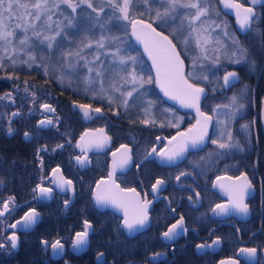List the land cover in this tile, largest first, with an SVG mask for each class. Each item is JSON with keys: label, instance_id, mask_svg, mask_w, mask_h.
<instances>
[{"label": "flooded vegetation", "instance_id": "af4514ba", "mask_svg": "<svg viewBox=\"0 0 264 264\" xmlns=\"http://www.w3.org/2000/svg\"><path fill=\"white\" fill-rule=\"evenodd\" d=\"M240 3L251 6L250 0ZM220 8L222 9L221 4ZM255 10L256 25H261L264 23V14L262 15L264 0L260 6L255 7ZM222 12L232 32L234 31L239 37L254 29L255 24L251 31L240 30L236 17L223 9ZM177 25L178 21L168 30L163 31L165 34L172 33L177 30ZM129 38L131 39L130 36ZM131 42L129 47L128 44L126 45L130 53L139 54L132 39ZM182 49L181 44L178 50H181L182 58L188 57L185 58V65L186 69H190L189 58L193 52L185 53ZM140 51L143 53L141 49ZM196 54H199V50H196ZM260 55L259 49L257 56ZM259 60L261 67L255 76L252 73L246 74V70L244 73L239 70V67L245 66L246 63H242L236 69L230 65L225 73L228 71L238 73L234 86L230 88H220L223 84L222 78L216 85L207 86L203 81L197 82L208 92L203 101L206 110L202 109L205 113L213 115V122L209 128L211 138L219 135L217 116L211 112V109L217 104L228 103L229 98L234 94L241 97L240 102L246 106L229 122L235 140L242 146L241 149H232L225 155H217L222 150L208 140L204 149L188 151L185 159L175 166H162L156 160H144V154L152 147H157L158 151L164 149L165 139H170L177 132L186 131L195 125L197 116L192 111L181 110L169 103L155 83L149 85L152 93L147 98L155 101L156 107H170L174 116L164 119L155 114V124L140 128L137 126H142L137 119L138 112L134 111L131 114V118L136 120L133 124L123 109L119 110V115H114L106 103L92 101L81 93L75 95V92L73 99L77 103H92L93 107L103 109L102 113L93 114L91 119L83 118L82 114L73 110L71 91L67 83H64V87L59 91L53 89L57 86L56 76L47 78L46 91L38 89L37 82L40 77H33L34 86L29 90V94L23 90L21 74H17L18 81L0 77V94L12 91L15 98V103L0 101V113L10 114L16 110L20 111V115L13 119L11 125L6 116L0 119V202L15 197L14 210L0 217V242L5 241L13 232L19 238L16 249H12L10 245L0 249V264L14 262L18 256L26 252L37 256L43 264H122L120 255L123 253H127V257L123 259L124 264H219L221 260L229 259H236L239 264H245L244 258L239 254V249L243 247H257L258 262L264 264V251H261L264 249V91L262 88L264 55H261ZM143 65L148 67L145 62ZM15 84L20 85L19 92L14 91ZM246 86L250 89L247 94L244 93ZM208 87L216 90L210 93ZM33 90L37 97L34 104L30 95ZM209 94L212 96L209 97ZM43 103L51 104L56 108V112L54 114L43 112L40 108ZM60 105L70 109L71 113L62 114ZM57 116L60 117L59 122H56ZM46 118H52L54 125L38 127V122ZM177 118H182L179 120V127L169 126L168 121L175 123ZM219 118L224 117L221 115ZM253 121L255 123H252ZM161 123L164 124L163 127ZM244 124H249L250 127L244 129L241 127ZM9 126L13 129L11 134L8 132ZM97 129L105 131L104 136L110 139V146H107L108 139L103 147L89 149L86 153L87 165L80 166L75 157L83 154L76 144L84 133L90 131L96 134ZM25 132L29 133L28 138L24 136ZM157 137L160 139L157 140ZM122 144L132 149L133 162L128 170L123 169L126 171L116 170L117 183L122 188H135L142 199L147 193V199L155 201L149 212L151 225L133 237L128 236L123 228L121 217L111 210L97 209L93 202L96 184L108 178L113 162L112 154L117 153V149ZM57 145L63 147L57 148ZM141 161L143 163L137 168L136 164ZM56 167L60 168L66 179L73 181L75 193L61 192L53 185L51 172ZM181 171L189 172L191 175L181 177V180L177 181L175 177ZM242 172L247 173L254 184V191L246 201L250 205V214L247 217L238 214L227 217L213 216L210 209L215 204L226 203L228 200L223 191L225 197L214 189L217 177H236ZM41 177L47 178L41 181ZM156 178H164L168 183L165 190L153 194L151 185ZM41 182L45 187H53L52 198L40 199L38 192L33 193V188ZM196 192L200 193L199 197L196 196ZM189 196L192 197L191 201L188 199ZM65 200L70 201L67 206L64 205ZM172 208L176 209L175 213L171 211ZM29 209H35L40 214L35 224L18 231L8 227L21 220ZM181 214L185 218L188 231L186 233L181 231L174 241L168 242L170 240L163 239L162 233L175 223ZM84 220H88L93 228L89 232L87 248L81 246L77 249L73 247V239L76 232L83 230ZM155 223L160 224L161 227L156 228ZM217 237L220 238V243L213 245L212 242ZM57 239L64 245V249L59 255H54L50 245ZM138 239L145 243L154 239L158 242V248L156 249V246L145 257V251L137 247ZM45 240L48 241V246L42 243ZM197 244L211 245V247L197 249ZM100 253H103V256L98 259ZM154 253H161L157 256L160 258L158 261L152 260Z\"/></svg>", "mask_w": 264, "mask_h": 264}, {"label": "snow or ice", "instance_id": "6c2138e0", "mask_svg": "<svg viewBox=\"0 0 264 264\" xmlns=\"http://www.w3.org/2000/svg\"><path fill=\"white\" fill-rule=\"evenodd\" d=\"M257 2L258 0H250L251 5ZM219 3L225 9L234 11L240 30L251 31L253 29L257 22V13L253 6H245L239 0H219ZM82 5H86L87 9L95 14V16L91 14L88 16L87 31L92 33L96 27H99L101 34L98 38L94 35L91 38L85 36L84 40L78 42L77 47L73 49L70 37L73 30L79 31L74 14H77V10L81 9ZM67 9L71 12L65 15ZM106 9H109L110 13L106 12ZM145 16L148 19H145ZM218 19L212 0H100L99 3L95 0H0V77L18 81L19 76L16 72L18 66L26 65L32 68L36 65L43 68L45 76L55 75L62 85L65 81L68 87H73L75 84L74 91L77 93H81L92 101L106 103L114 115H119V110L123 109L133 124L136 120L131 118V114L134 111L138 112L137 119L144 125L156 123L154 116L156 102L147 98L148 89L146 88V85L155 83L165 97L177 101L183 107L195 109L197 119L195 125L172 136L165 149L158 151L156 147H152L150 151H146L144 160L155 155L163 162L174 164L184 157L189 149H199L206 140H210L222 150L217 155H225L227 151L242 147L235 140L229 122L246 105L240 102L241 97L236 94L229 98L228 103L215 105L211 112L217 116L216 124L219 126V135L216 138L209 136V126L213 122V115L201 111V98L205 97V88L197 83L201 80H209L207 73L212 69L204 62L211 60L212 64L222 66L221 57H223L230 64L246 63L253 72L261 66L254 57L250 56L246 45L232 35L226 25L222 22L218 23ZM116 21H124L130 26L131 37L143 46V52L151 61V69L154 70L155 75L145 72L141 56L130 53L124 36L112 34L110 31L106 34L103 31L106 26L114 25ZM177 21H180V25L172 33L165 34L163 30H157L158 27L173 25ZM216 29H221L223 35L230 38V43L215 39L214 33L216 36L219 35ZM127 35L128 33L125 32V36ZM261 36L264 37V32H261ZM66 43L69 45L67 48L64 47ZM181 44L185 53L193 52L189 58L190 69H186L185 65V58L188 57L182 58L181 50H178ZM211 45H214L211 47L214 55L209 57L207 53ZM93 48L96 54L93 59L88 60L84 55V50ZM37 49L43 55L38 57ZM196 50H199V54H196ZM212 74L215 75L214 72ZM237 78L236 71L226 72L222 77L223 84L220 88L234 86L233 81ZM219 79L217 77V82ZM23 85L24 92L29 94L28 81H24ZM19 90L20 85L15 84L14 91L19 92ZM215 90L213 88V91ZM248 92L250 89L246 86L244 93ZM30 95L34 104L37 99L36 92L33 90ZM5 100L15 103L12 91L0 94V101ZM73 107L78 108L85 119H91L93 114H100L103 111L102 107H93L92 103L73 101ZM40 108L45 113L54 114L56 112V108L49 103L41 104ZM19 115V110L10 114L0 113V119L6 116L11 125L13 119ZM221 115L223 119L219 118ZM180 119L182 118H177L175 123L168 121L169 126L178 128ZM59 120L60 117L57 116L56 122ZM53 125L52 118L38 122L40 128ZM163 126L164 124L161 123V127ZM241 127L248 129L250 125L244 124ZM12 131V127L9 126V134ZM103 131V129H97L96 132L99 135L91 134L89 139H86L90 136L89 133L80 137V142L76 144V147L83 155L75 157L77 164L86 166L87 151L93 147L104 146L109 138L103 135ZM24 136L28 138L29 133L25 132ZM159 139L160 137H157V140ZM62 147L63 145H57V148ZM117 152L121 155L116 158L117 153L113 152L112 170L108 173L107 180L97 182L93 198L97 206L110 205L122 210V226L132 233L149 223V208L153 201L147 199V193H145V198L141 199L140 193L135 188H121L119 184H116L113 179L116 170H123L133 162L132 149L128 145H120ZM142 163L143 161L136 164V167L139 168ZM51 175L53 185L61 192L75 193L73 181L64 178L59 167L53 168ZM189 175L191 173L181 171L175 179L180 181L181 177ZM46 178L41 177V181ZM222 179L217 177L218 182ZM227 181V183L221 182L214 185L227 195V202L215 204L210 211L218 217H227L232 214L247 217L251 209L246 201L254 191L253 181L244 172L236 177H227ZM167 183L168 181L164 178H156L151 185L152 193L162 192ZM32 191L33 193L38 192L40 199H50L53 195V187H45L42 182L37 183ZM196 196L199 197L200 193L196 192ZM188 199L191 201L192 197L189 196ZM0 203H2L0 217H4L6 213L10 214L14 210L15 197H9ZM69 203V200L64 201L65 206ZM171 211L175 213L176 209L172 208ZM39 215L35 209H29L22 220H17L8 227L28 228L37 222ZM83 225V230L76 232L73 239V247L77 249L87 243L89 232L93 228L88 220H84ZM181 231L185 233L188 231L182 214L162 233V236L166 240H174ZM18 240L17 234L13 232L7 236L5 241L0 242V249L5 248L6 245L16 249ZM42 243L48 246V241L45 240ZM219 243V237L212 242L213 245ZM50 247L54 255H59L64 249L59 239L52 242ZM206 247H211V245H196L197 249ZM239 254L244 258L245 264H259L257 247L240 248ZM159 255L161 253H154V258ZM102 256L103 253H100L98 259ZM219 264H239V261L236 259L221 260Z\"/></svg>", "mask_w": 264, "mask_h": 264}, {"label": "trees", "instance_id": "16d2710c", "mask_svg": "<svg viewBox=\"0 0 264 264\" xmlns=\"http://www.w3.org/2000/svg\"><path fill=\"white\" fill-rule=\"evenodd\" d=\"M239 1L240 2H244L246 0H239ZM95 2L99 3L100 0H95ZM212 2H213V4L215 5V7L217 9H218V7L220 8L219 0H212ZM78 10H79V12L86 11V13H89V14L91 13V10L87 9L85 7H81V9H78ZM107 12L110 13V10H107ZM89 14H88V16H89ZM263 14L264 13L262 12V15ZM145 19H148V17L145 16ZM81 22H82V24H84V25H81L82 28L87 29L88 26H89L88 18H83ZM92 23H94V21ZM121 24H122V22L116 21L114 23V25H110V27H111L112 30H117L119 27H121ZM153 26H156V24L154 23ZM172 26L173 25H163L161 27H158L157 29H159V30H168ZM126 32L128 33L127 30H126ZM261 32H264V23L261 24V25H259V24L256 25L255 24L254 29L250 33H248V34L244 35L243 37H241L242 38L241 42H243L246 45V47L249 49L250 56L254 57L258 63L261 61V60H259L261 55L262 56L264 55V37L261 36ZM118 35H120V34H118ZM124 39H125V44L127 43L129 45L130 43H132L131 39L129 38V34L127 36L124 35ZM134 46H135L136 51L141 56L142 62L143 63L145 62V64L148 66L147 68L149 69V72L153 75L151 66L148 63V61L145 58V56L143 55V53H141L140 48L138 46H136V45H134ZM259 49L261 51L260 57L257 56V52H258ZM45 63H47V61H45ZM236 68H238V67H235V69ZM239 70H241L242 73H244L245 70H246L247 71V72H245L246 74L252 73V75H254V76L257 75L258 72H259V68L255 72L251 71L247 64L245 66L239 67ZM16 72H17V74H21L22 75L23 82L24 81H28V85L30 86L29 90L33 89V86H34L33 77H36V76L40 77L38 82H37L38 89L44 90V91L47 90V84H48L47 78L54 77V75L45 76L43 68H41V67H35L34 69H29V68H26L25 66L17 67ZM263 76H264V72H263ZM55 81H56V85H57V86H55L53 88L55 91H59L60 88L62 89V87H64L63 86L64 84L62 85L61 82L58 81V79H56ZM208 88H209L208 90H209L210 93L213 92V88H211V87H208ZM262 88H263V91H264V78H262ZM23 89H24V87H23ZM70 91H71L70 97H71V103H72L74 101L73 95H74V93L76 91H74V89H72L71 87H70ZM76 94H77V92L75 93V95ZM210 96H212V94H209V97ZM202 108L204 110H206V104L205 103H203ZM60 110L62 111L61 112L62 114L71 113L70 109H68V108L65 109V107L63 105H60ZM137 126L140 127V128H143L144 126H148V125L142 124V126L141 125H137ZM155 227L156 228H160L161 226H160V224H156L155 223ZM136 244H137L138 248H140V249L145 251V254H144L145 257H147L148 254H150L154 250V248L156 246H157L156 249L158 248V242L156 240H154V239H150L149 242H146V243L144 241H141V240L138 239V240H136ZM126 250L127 249H125V251ZM129 255H130V253H129ZM124 257L125 258L127 257V253H123V254L120 255V263H122V264H124V260H123ZM139 257H137V259H139ZM7 264H43V263L40 261V259L37 256L32 255L29 252H26V253H22L20 256H18L14 260V262L8 261Z\"/></svg>", "mask_w": 264, "mask_h": 264}, {"label": "rangeland", "instance_id": "374dc122", "mask_svg": "<svg viewBox=\"0 0 264 264\" xmlns=\"http://www.w3.org/2000/svg\"><path fill=\"white\" fill-rule=\"evenodd\" d=\"M62 7H65V6H62ZM81 7L87 8L86 5H82ZM215 9H216L217 16L219 18L217 20V22L218 23L219 22H222L224 25H226L228 31L232 35H234L236 38H238L241 41L242 38L239 37L234 31H233L234 33L232 32L231 26L229 25V23H228L225 15L223 14L221 8L218 7V9H217L215 7ZM107 10H109V9H106L105 11L107 12ZM70 12H71V10L70 9H67L66 12H65V15H68ZM88 14L89 13H86V11L79 12V10H77V14H74V15H76V20H77V23H78L79 31L73 30V34L70 37V39L72 41L71 47L73 49H75L77 47L78 42H80L81 40H84L85 36H88L89 38H91L94 35L96 38H98L100 36V34H101V29L99 27H96L94 29V32H92V33H89L87 31V29L82 28L81 25H84V24H82L81 21H82L83 18H88ZM90 14L92 16H95L94 13H90ZM102 16H103V14H102ZM60 18L63 19V17H60ZM54 19H56V17H54ZM214 19H215V17H214ZM120 22H122L121 27H119L117 30H112L111 27H110V25H108V26H106V28L103 31L106 34L109 33V31H110L112 34H116V35L120 34V36H124L126 30L129 31V27L130 26H128L127 23L124 22V21H120ZM179 25H180V21H178V25L177 26H179ZM185 27H186V22H185ZM216 33H219V35L216 36V34L214 33V38L215 39H219L223 43H230V38L227 37V36H224L221 29H216ZM18 36H19V33H18ZM85 42H87V41H85ZM68 46L69 45L67 43L64 45L65 48H67ZM128 47H129V45H128ZM211 47H214V45H211L210 46V49H209V51L207 53L209 57H212L214 55V52L211 50ZM36 54H37L38 57L41 56V55H43V53H41L39 51V49H37ZM95 54H96L95 48H93V49H85L84 50V55L87 56V59L88 60L93 59V57H94ZM21 56L23 58V54H21ZM101 58L103 59V56ZM38 63H39V60H38ZM204 63H206L212 69L211 72H208L207 73L209 75V80L208 81L201 80V81L205 82L207 84V86H209V84L216 85L218 83L217 82V77L220 78L219 79V83H220L223 74L225 73L226 70L229 69V67H231V66L237 67V66L240 65V64H230L223 57H221V65L222 66H218V65L212 64L211 60L205 61ZM23 66H25L26 68H28L26 65H21V66H18V67H23ZM35 67H37V66L36 65H33V67L32 68H29V69H34ZM50 67H51V65H50ZM143 67H144L145 72H149V69L147 67H145L144 65H143ZM217 68H218V71H217ZM213 72L215 73V75L212 74ZM64 83H67V81H65ZM71 88L74 89L75 88V84ZM146 88L148 89V95H150L152 93V91H150L149 85H146ZM169 108L170 107H167V106H162L161 108L155 107V109H154V115L156 114L157 116L164 117V119L174 116V112L171 111ZM165 110H170V111H165ZM170 120H172V118H170Z\"/></svg>", "mask_w": 264, "mask_h": 264}, {"label": "water", "instance_id": "95a60500", "mask_svg": "<svg viewBox=\"0 0 264 264\" xmlns=\"http://www.w3.org/2000/svg\"><path fill=\"white\" fill-rule=\"evenodd\" d=\"M262 1L263 0H258V2L255 4V5H251V6H253L254 8L255 7H258V6H260V4L262 3ZM221 6H222V8L225 10V11H227L228 13H230V14H232V15H234L235 16V14H234V11L233 10H230V9H225L224 8V6L221 4ZM155 27V26H154ZM158 30V29H157ZM159 31V30H158ZM130 33H131V29H130V27H129V35H130ZM130 37H131V35H130ZM131 39H132V41L135 43V45L136 46H138L142 51H143V46L141 45V44H139L137 41H135V38L134 37H131ZM144 53V52H143ZM144 56H145V58L147 59V61L149 62V64L151 65V61L148 59V57H147V55L144 53ZM153 72H154V70H153ZM154 75H155V73H154ZM237 80V79H236ZM236 80H234L233 81V84L236 82ZM157 89L159 90V92L163 95V92L160 90V88L157 86ZM207 95H208V92L205 90V97H202L201 98V104H200V107H201V111H203V109H202V104H203V101H204V99L207 97ZM163 97L169 102V103H171V104H173V105H175V106H177L179 109H181V110H186V111H192V112H194L195 113V115L197 116V113H196V111H195V109H193V108H186V107H183V106H181L177 101H173V100H171V99H169L168 97H165L164 95H163ZM73 110L75 111V110H77L80 114H82L81 112H80V110L78 109V108H75V107H73ZM204 112V111H203ZM209 128H210V126H209ZM104 132L105 131H103V135H104ZM86 133H89L90 134V136L89 137H86V139H89L90 137H91V134H94L93 132H90V131H87ZM85 134V133H84ZM83 134V135H84ZM96 134H98L99 135V133H97L96 132ZM171 139V138H170ZM170 139H165V141H166V147L168 146V141L170 140ZM78 142H80V139H79V141ZM207 144H208V140H206V142L203 144V145H201L200 147H199V149H197V150H192V149H189V151H198V150H202V149H204L206 146H207ZM107 146H110V139H109V142H108V145ZM165 147V148H166ZM157 148V147H156ZM164 148V149H165ZM188 153V152H187ZM187 153H185V155H184V157H182L180 160H178V161H176L174 164H168L167 162H163V161H161L157 156H155V155H153L152 157H150V158H148L147 160H156V162L158 163V164H160V165H162V166H175V165H177L178 163H180L181 161H183L184 159H185V157L187 156ZM121 155V153L120 152H117V156H116V158H119V156ZM112 157H113V155H112ZM113 159H114V157H113ZM131 165H132V163H130L129 164V166L127 167V168H125L126 170H128L130 167H131ZM111 170H112V164H111ZM126 170H119L118 169V172H121V171H126ZM62 173V172H61ZM116 173H117V171L115 172V175H116ZM115 175H114V177H113V179L115 180V182H116V184H119V183H117V181H116V179H115ZM64 177V176H63ZM65 178V177H64ZM221 178H223L220 182H218L217 180H216V182H215V184H218V183H223L224 181L226 182L227 181V177H221ZM108 179V178H107ZM107 179H104V180H107ZM102 181V180H101ZM120 185V184H119ZM121 187V186H120ZM96 188V187H95ZM122 188V187H121ZM214 189H216L222 196H224V194L222 193V190H220V188L218 187V186H214ZM59 190V189H58ZM60 191V190H59ZM94 191H95V189H94ZM140 197H141V195H140ZM225 197V196H224ZM141 199H142V197H141ZM93 202H94V204H95V206H96V208L97 209H99V210H101V211H106V210H111V211H113L114 213H116L119 217H123V212H122V210H120V209H117V208H114V207H112V206H97L96 205V203H95V201H94V198H93ZM154 200H153V203H152V205L150 206V208H149V212H150V210L152 209V207H153V205H154ZM213 216H215V215H213ZM149 218H150V216H149ZM22 220V219H21ZM151 225V220L149 219V223L144 227V228H140V229H138V230H136V231H133L132 233H129L128 232V230L127 229H125V231L127 232V234H128V236H130V237H133V236H135L138 232H141V231H144V230H146L149 226ZM12 229V228H11ZM23 228H21V227H18V228H16V229H12V230H14V231H18V230H22ZM178 236V235H177ZM176 236V237H177ZM164 239V238H163ZM176 239V238H175ZM174 239V240H175ZM174 240H170V241H168V242H171V241H174ZM88 243H89V237H88V240H87V243L85 244V245H83V246H85L86 248H87V245H88ZM85 248V249H86ZM153 259V261H158L160 258L159 257H155L154 258V256L152 257Z\"/></svg>", "mask_w": 264, "mask_h": 264}, {"label": "bare ground", "instance_id": "6f19581e", "mask_svg": "<svg viewBox=\"0 0 264 264\" xmlns=\"http://www.w3.org/2000/svg\"><path fill=\"white\" fill-rule=\"evenodd\" d=\"M221 7H222V6H221ZM222 9H223V8H222ZM222 9H221V10H222ZM223 10H224V9H223ZM224 11H225V10H224ZM226 12H227V11H226ZM128 34H129V31H128ZM129 36H130V35H129Z\"/></svg>", "mask_w": 264, "mask_h": 264}]
</instances>
